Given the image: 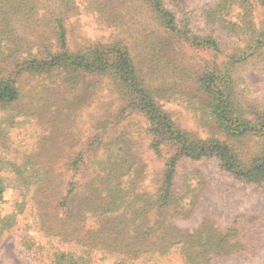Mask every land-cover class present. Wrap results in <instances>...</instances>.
I'll list each match as a JSON object with an SVG mask.
<instances>
[{
  "label": "rangeland",
  "instance_id": "rangeland-1",
  "mask_svg": "<svg viewBox=\"0 0 264 264\" xmlns=\"http://www.w3.org/2000/svg\"><path fill=\"white\" fill-rule=\"evenodd\" d=\"M76 1L82 2L80 12L69 13L65 22L68 52L111 48L113 58L125 50L152 104L169 123L150 121L134 89L113 68L76 75L66 66L36 68L34 56L50 44L52 30L41 5L31 15L26 11L0 20V80L14 83L21 95L13 105L0 106V134L3 126L10 127V150L0 147V155L14 160L15 153L31 151L54 134L57 145L42 155L52 158L49 164L56 174H63L58 178L61 191L53 192L55 201L71 182H81L74 207L80 201L81 206L64 233L47 235L32 201L18 226L1 237L0 264H39L22 239L29 235L41 243L52 238L58 242L67 238V228L77 236L93 232L88 234L93 235L89 242L98 244L93 264L113 263L117 256L125 264H264V180L244 178L264 154V9L239 16L233 8L212 17L219 0H163L167 15L162 16L147 0H103L100 9L90 6L86 11V1ZM50 46L59 51L55 39ZM211 73L220 78L226 101L221 110L237 118L239 136L219 125L217 103L201 81ZM172 122L192 143L226 142L238 164L230 170L216 157L177 158L172 188L177 202L161 210L166 164L181 152L170 134L169 139L160 133ZM75 157V166L64 167ZM1 170L13 174L6 164ZM108 174L107 185L121 193L96 190L102 197L112 196L110 203L106 206L95 195L90 203L94 190L87 183ZM30 196L7 191L0 217ZM55 201L40 211L59 212L52 217L58 229L65 211ZM79 211L87 219H79ZM106 217L109 226H103ZM117 237V246L101 247L103 240ZM206 241L214 245L204 252L201 244Z\"/></svg>",
  "mask_w": 264,
  "mask_h": 264
},
{
  "label": "trees",
  "instance_id": "trees-1",
  "mask_svg": "<svg viewBox=\"0 0 264 264\" xmlns=\"http://www.w3.org/2000/svg\"><path fill=\"white\" fill-rule=\"evenodd\" d=\"M85 1L86 5L84 4ZM102 1L103 0H84L83 4L86 7L84 10L86 11L90 8V6H95L96 9H100L102 7ZM147 1L151 5V8H154V10H156L160 15H167L164 11L163 0ZM93 3L94 5H92ZM39 5H41L43 9V13L41 14L44 16V20L46 21L47 18L49 19L48 23L52 29L49 34L50 44H52L53 39H55V43L59 47V51L53 52V46H50V44L46 46L43 49L44 52L40 54V56H34L35 58L33 59L32 64H35L36 68H40L42 71H49L52 70L53 67L66 66L71 69V74L73 75H76L78 71L104 73L111 71L110 68H113L117 72L120 80L125 84L127 83L131 89H134L138 98L141 100L143 109L146 111L150 121L156 125H160L164 122L169 123V118L162 114L160 116V112L156 110V105L152 104L151 96L144 89L143 83L137 79L133 61L125 50L119 49L115 55L112 56L113 58H111L109 54L111 48L105 50L94 49L86 54L80 55H72L68 52L67 29L65 28L66 17L73 11H75V13L80 12L82 2L78 3L76 0H0L1 23L7 20L9 15L17 16L26 11L28 15H31L32 11H39ZM233 8L238 10V15L240 14L239 16H246L249 15L255 8L264 9V0H219L214 11L210 13V15L215 17L216 14H220L219 16L229 14ZM172 24L174 25L173 16ZM238 25L240 27L243 26L241 23ZM207 42L210 43L209 41ZM116 47H120V45H115L114 48ZM213 47H216L214 42ZM110 59L113 60L111 63L109 62ZM201 81L204 89L211 95L214 102L217 103L216 117L221 128L234 136L241 135L236 132L237 129H235V126L239 125L237 118L232 113L225 112L224 109L221 110L223 105L226 104V101L223 100V90L217 83L220 82V78L211 73L202 77ZM20 100V92L14 86V83L0 80V106H3L5 109ZM9 129V126H3L2 134H0V137H4L2 139L3 141H0V147H4L3 149L6 151L10 150V140L8 137ZM155 131L156 130H154V132ZM151 132L153 131L151 130ZM160 133L163 137L165 136L167 138H169L168 135L170 134L172 136H170L172 141L179 145L181 150L180 154L173 157L172 160H169L166 164V172L163 182L164 187L161 191L162 194L159 196L161 210L163 207L164 209L169 208L177 202L172 188L176 173V161L178 159L189 157L191 160L199 161L207 157H216L221 162H224L225 167L230 170L234 169L235 165L238 164L236 153L226 142L212 140L208 143H192L186 138L185 133L175 128L173 122L172 125L167 124L165 131H161ZM52 137H55L54 134L50 137H43L37 147L31 149V151H22L18 154L15 153L14 160L6 161L2 155H0V205L3 204L5 194L10 189H15L20 194H27L31 192V196L28 200L23 199L20 203L17 201L15 202L16 210L12 211L11 214L6 215L5 217H0V239L3 234L10 232L18 226L20 216L27 208H29V204L32 201H35L38 204L37 214L39 223L43 230L46 231L47 235L56 236L57 234H63L68 223L74 221L73 212L81 206L80 201V203L74 207V204L77 201L75 194H77V191L81 186V182H71L65 191L66 194L60 200L55 201L53 192L58 191L59 193L61 191L62 182L59 181L58 178L60 179L63 174H56L54 166L49 164V161L52 158L44 159L42 155L49 148L51 149V147L57 145V141H54ZM50 142L53 143L49 144ZM3 164L11 167L13 174H5L4 171L1 170V166ZM76 164L77 158H70L65 162L64 167L71 169ZM109 176L110 174L107 176H101L98 177V179H94L90 183H87V187H93L94 190V194H91V198L88 199L90 203H92V198L97 199L95 196L101 199L102 202H106V206L110 203L109 201L112 196L102 197L96 190H104V192L112 191V193L115 192L119 194L121 193L120 190L112 189L107 185ZM244 178L257 183L264 180V154L254 160ZM96 183H101L103 187H96ZM23 197L27 198V196ZM53 200L55 201L56 208H60V210L65 211V217L62 219L61 225L58 229L54 228V220L52 217L54 214L58 217L59 212L56 214L54 211L50 210H44L43 212L40 211L41 208L45 209L47 206H51L53 204ZM81 218H85V216H83V214L79 211V219ZM109 218L110 217H106L103 222V226L110 225ZM90 233L93 232H89L88 234ZM88 234L84 236H77L75 230H69L67 228V238L60 239L58 242H55L56 239L52 238V240H48L46 243H41L39 239L28 235L22 239V243L29 255H32L35 259H40L39 264H93L92 253L97 249L98 244L89 242L93 235ZM103 242L104 243L101 244L102 248H112L113 245H118L119 240L117 237L116 239L109 238V241L103 240ZM220 244L224 247V245H222V241ZM201 245L205 252V250L212 247L214 243L212 241H206ZM114 259V262L109 264H125V260L118 258V256Z\"/></svg>",
  "mask_w": 264,
  "mask_h": 264
}]
</instances>
